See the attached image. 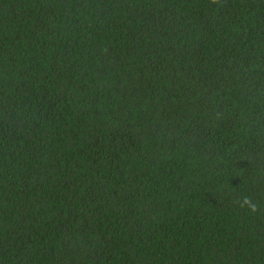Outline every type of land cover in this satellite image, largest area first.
<instances>
[{"label": "trees", "instance_id": "1", "mask_svg": "<svg viewBox=\"0 0 264 264\" xmlns=\"http://www.w3.org/2000/svg\"><path fill=\"white\" fill-rule=\"evenodd\" d=\"M0 264H264V0H0Z\"/></svg>", "mask_w": 264, "mask_h": 264}, {"label": "clouds", "instance_id": "2", "mask_svg": "<svg viewBox=\"0 0 264 264\" xmlns=\"http://www.w3.org/2000/svg\"><path fill=\"white\" fill-rule=\"evenodd\" d=\"M240 208H246L249 213H256L259 211V205H257L250 196H243L239 202Z\"/></svg>", "mask_w": 264, "mask_h": 264}]
</instances>
